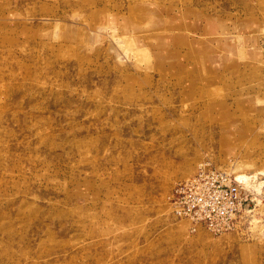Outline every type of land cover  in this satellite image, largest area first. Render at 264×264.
Segmentation results:
<instances>
[{
    "label": "rangeland",
    "instance_id": "rangeland-1",
    "mask_svg": "<svg viewBox=\"0 0 264 264\" xmlns=\"http://www.w3.org/2000/svg\"><path fill=\"white\" fill-rule=\"evenodd\" d=\"M0 264H264V0H0Z\"/></svg>",
    "mask_w": 264,
    "mask_h": 264
},
{
    "label": "built area",
    "instance_id": "built-area-1",
    "mask_svg": "<svg viewBox=\"0 0 264 264\" xmlns=\"http://www.w3.org/2000/svg\"><path fill=\"white\" fill-rule=\"evenodd\" d=\"M235 191L237 192V193H239V192H241V191H243L242 189H239V188H235Z\"/></svg>",
    "mask_w": 264,
    "mask_h": 264
}]
</instances>
